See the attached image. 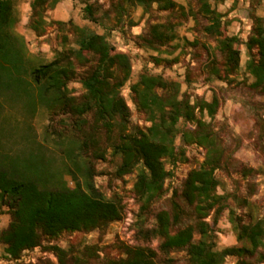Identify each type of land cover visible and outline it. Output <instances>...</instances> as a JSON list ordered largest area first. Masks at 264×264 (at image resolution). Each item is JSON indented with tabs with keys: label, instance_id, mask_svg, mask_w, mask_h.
<instances>
[{
	"label": "rangeland",
	"instance_id": "rangeland-1",
	"mask_svg": "<svg viewBox=\"0 0 264 264\" xmlns=\"http://www.w3.org/2000/svg\"><path fill=\"white\" fill-rule=\"evenodd\" d=\"M32 1L11 0L15 30L23 38L26 55L18 71L0 72L4 83L0 87V167H23L33 161L42 167L48 188L58 187L61 181L74 187L67 173L71 164L62 154L76 144L72 119L61 113L52 115L27 73L64 51L73 52L72 58L86 59L85 66L78 65L77 72L94 64L95 58L89 52L79 51L78 42L84 35L81 29L103 36L115 53L128 58L129 76L117 90L128 108V132L146 133L153 122L159 121V113L150 114V97L146 100L143 92L138 95L132 89L142 78L166 86L153 88L163 104L174 99L189 102L194 106V118H180L172 127V156L163 160L168 175L159 197L147 201L146 196L136 193L139 173L144 170L147 174L142 163L118 176L121 158L112 154L102 137L101 146L106 151L104 159L93 164V182L105 200L119 199L122 218L103 229L64 233L44 240L40 247L23 251L18 260L7 257L0 241V264H57V249L85 264H108L123 258L121 245L158 252L161 240L145 237L141 230L153 229L159 212L173 215V201L186 214L181 219L182 227L192 224L191 209L179 197L180 190L190 171L212 159L218 161L215 194L221 198L218 206L222 208L217 214L211 211L205 219L209 225L207 240L213 250L239 246L230 210L244 223L259 220L264 226V91L253 88L254 77L248 70V43L258 28L264 36V0H206L211 10L221 16L219 31L212 35L205 31L209 21L199 0H166L162 5H142L136 0H41L33 10ZM168 2L174 6L165 8ZM58 6L61 16L55 19ZM153 26H163L158 29L161 32L170 28L174 38L163 43L155 41ZM226 38L234 39L233 48L239 57L237 70L228 77L223 73L227 52L218 45ZM251 52L256 61L255 48ZM68 90L76 99L85 94L78 78L69 82ZM212 102L213 115L200 109ZM91 118L88 115L89 121ZM9 222V211L4 208L0 232L7 229ZM199 239L200 235L194 234V240ZM170 256L180 264L185 262L182 251ZM236 263L237 258L232 256L224 261Z\"/></svg>",
	"mask_w": 264,
	"mask_h": 264
},
{
	"label": "trees",
	"instance_id": "trees-1",
	"mask_svg": "<svg viewBox=\"0 0 264 264\" xmlns=\"http://www.w3.org/2000/svg\"><path fill=\"white\" fill-rule=\"evenodd\" d=\"M136 1L147 5L161 4L166 0ZM39 2L41 0H33L31 9H35ZM199 2L202 13L209 21L205 28L206 33L212 35L218 32L221 16L211 10L206 0ZM173 6V2H168L165 8ZM12 10L11 0H0L2 73L18 71L26 55L23 38L15 30L16 20ZM161 27L163 26L151 28L153 39L161 43L171 41L174 38L171 29L161 32L158 30ZM81 31L84 35L78 42L79 51L89 52L95 58L94 64L88 66L84 72H77V67L85 66L86 59L79 56L72 58L73 52L64 51L54 60L33 67L27 73L30 84L39 88L41 97L52 110V115L61 113L72 119L76 144L73 149L63 151L62 154L71 164L67 173L72 178L74 187L69 188L61 181L58 187L48 188L42 178V167L33 161L27 162L23 167H0V215L4 208L10 214L7 229L0 232V241L5 245V254L10 260H18L23 251L40 247L44 240L56 239L64 233L103 229L122 218L123 208L119 199L105 200L93 182V164L96 160H103L105 156L106 150L101 146L102 137L112 149V154L121 158L118 176L130 173L136 164L142 163L147 174L144 170L139 173L135 191L151 201L162 194L163 183L168 175L163 160L172 156L169 147L172 127L180 118H194V106L189 102L174 99L166 103V106L153 93L154 87L165 89L166 86L142 78L132 89L138 95L143 92L142 98L150 97V114L154 116L159 113V121L153 122L146 133L128 132V108L117 95V90L123 86L130 73L128 58L125 54L115 53L103 36L85 29ZM233 41V38L218 41L219 47H224L227 52L223 63L224 77L232 75L239 65L238 52L233 48ZM147 44L150 46V40H147ZM252 47L256 50V61L253 59ZM248 51L251 59L248 70L254 77L253 88L264 91V36L259 28L248 43ZM1 78L0 75V87L4 85ZM77 78L85 89L81 99L71 96L68 90L69 82ZM139 87H142L141 91ZM214 105L213 102L206 103L200 109L213 115ZM88 115L92 117L91 121ZM217 166L218 161L206 160L199 169L190 171L183 181L179 197L191 209L192 224L182 227L181 219L186 214L173 201V215L166 211L159 212L156 214V226L151 230H141L145 237L161 240L158 252L149 248L121 245L124 257L111 260L108 264H180L178 259L170 256L178 251L185 253V262L181 264H224L228 256L236 257V264H264V226L259 220L244 223L241 217L230 210L229 219L239 246L214 251L212 243L207 240L209 225L205 219L211 211L214 210L217 214L222 209L218 206L221 198L215 194L217 181L214 171ZM194 234H199L200 239L194 240ZM56 256L57 264H85L61 249H57Z\"/></svg>",
	"mask_w": 264,
	"mask_h": 264
},
{
	"label": "crops",
	"instance_id": "crops-1",
	"mask_svg": "<svg viewBox=\"0 0 264 264\" xmlns=\"http://www.w3.org/2000/svg\"><path fill=\"white\" fill-rule=\"evenodd\" d=\"M59 16H61V6L56 7L54 10L55 19H59Z\"/></svg>",
	"mask_w": 264,
	"mask_h": 264
}]
</instances>
